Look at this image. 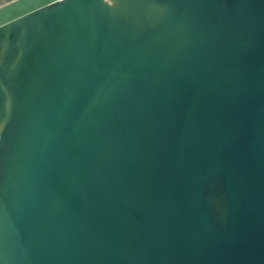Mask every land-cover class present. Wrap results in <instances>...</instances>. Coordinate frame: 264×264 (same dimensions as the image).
<instances>
[{
    "label": "water",
    "instance_id": "obj_1",
    "mask_svg": "<svg viewBox=\"0 0 264 264\" xmlns=\"http://www.w3.org/2000/svg\"><path fill=\"white\" fill-rule=\"evenodd\" d=\"M0 264H264V0H0Z\"/></svg>",
    "mask_w": 264,
    "mask_h": 264
}]
</instances>
